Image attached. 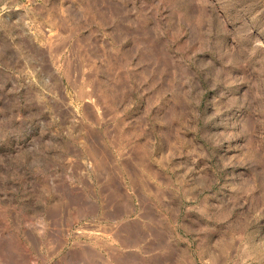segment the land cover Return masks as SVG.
I'll use <instances>...</instances> for the list:
<instances>
[{
	"label": "rangeland",
	"instance_id": "1",
	"mask_svg": "<svg viewBox=\"0 0 264 264\" xmlns=\"http://www.w3.org/2000/svg\"><path fill=\"white\" fill-rule=\"evenodd\" d=\"M0 264H264V0H0Z\"/></svg>",
	"mask_w": 264,
	"mask_h": 264
}]
</instances>
